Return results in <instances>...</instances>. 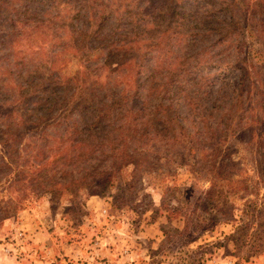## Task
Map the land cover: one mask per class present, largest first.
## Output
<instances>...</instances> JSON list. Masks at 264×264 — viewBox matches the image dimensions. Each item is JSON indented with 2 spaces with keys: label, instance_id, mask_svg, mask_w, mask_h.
I'll list each match as a JSON object with an SVG mask.
<instances>
[{
  "label": "rangeland",
  "instance_id": "1",
  "mask_svg": "<svg viewBox=\"0 0 264 264\" xmlns=\"http://www.w3.org/2000/svg\"><path fill=\"white\" fill-rule=\"evenodd\" d=\"M10 21L24 31L14 45ZM124 44L129 53L105 60ZM134 50L157 87L141 84L142 108L117 112L112 95L133 94L138 69L114 62ZM0 88L1 116L11 92L37 108L52 98L66 123L83 106L117 112L50 143L93 142L103 160L85 166L107 172L104 190L101 175L79 180L81 166L67 164L55 179L77 180L65 188L35 180L8 192L0 167V264H264V0H0ZM1 116L0 156L7 144L19 153L13 176L46 143Z\"/></svg>",
  "mask_w": 264,
  "mask_h": 264
},
{
  "label": "trees",
  "instance_id": "2",
  "mask_svg": "<svg viewBox=\"0 0 264 264\" xmlns=\"http://www.w3.org/2000/svg\"><path fill=\"white\" fill-rule=\"evenodd\" d=\"M103 16V14L99 15V18H101ZM18 21V20H17ZM13 25V26H12ZM10 26L12 29V34L16 37L11 39L10 41L13 42V45L18 41L17 39L19 37H22L24 35V31L17 29L14 26V22L10 21ZM11 42V43H12ZM157 46V45H156ZM101 49V48H100ZM106 57L105 60L107 61H113L112 58L110 57V54L113 53L117 54L118 52L121 53L122 55H125L123 52L125 53H129L128 51V45L124 44V45H120V46H113L110 49L106 48ZM134 53H137V55H132L130 56V58L127 60V62H117L115 61L114 63H116L117 68H119L118 70H123L124 68H126L128 65L129 66H134L137 67L138 71H136L137 73V78L136 81H133L134 86V95L129 93L128 95H125V97L123 96L124 94V88H121L118 92H116V94H113L112 97H116V100L121 103V105L119 106V108H117V112L118 110H122V111H129L128 107L130 103H138L140 105V107L142 108L141 104L143 103L142 100H140V96L137 95V90L139 89V87L141 86V84H146L147 88L145 89V91H149V90H156L157 85H154L155 82L151 81L148 77H142L141 73L148 71L149 73L152 74L153 70H154V65L148 67H144L142 65V55H140L138 53V51L134 50ZM113 63V62H112ZM104 64H109V62H104ZM15 65H17V63H15ZM144 67V68H143ZM130 69V68H129ZM55 78L58 79V75L54 76ZM171 77L167 76L166 80L168 81L167 85H170L169 83H171L170 81ZM139 81L141 83H139ZM21 87H23L22 85L18 84L17 88L20 90V92L22 91ZM1 89V88H0ZM23 95H21L20 97V102L17 104V98H15L14 93L11 92L8 96L7 95H3L5 100H8V102L12 105L11 107V111L7 112L6 114H3L1 117H5L6 121H8V125L10 124L11 126H20V123H24L27 124L28 127H26L27 132H26V136L29 137L30 139L32 138H40L42 140H44V143H46V149L45 150H35V154H23L21 156V168L22 170H19L18 172H16L15 174L12 175V163H13V159L15 158V155L19 154L18 150L16 148H13V146L11 144H7L6 150L4 152V154L2 156H0V167H3L4 169L7 170V172L4 174L5 176V182L7 183V190L8 192H10L12 189L14 191V188L16 189L15 191L20 192L21 188L17 187V185H21L22 187V192H25V189L29 186V187H33L34 186V181L36 180V183L38 185L43 186V184L46 185V187H48L49 189L51 188H55V187H59V188H65L66 186H68L69 184H71L72 182H76L77 179L73 180L71 182V180H66L65 182H61L60 180H56L55 179V175L56 174H60V175H68V171L67 170H63V167H66L67 164L68 166H81V172L79 173V180L80 179H86L87 177H92L95 175H101L102 176V180L98 183V186L101 187L102 190L106 189L108 184L110 183V178L109 175L107 174V172L105 170H100V171H96L95 174H89L87 173L88 170L86 169V164H88L90 161L93 160H103V159H97L96 157L93 156V154L97 151L96 149V145L93 144V142L89 141H81L80 139H69L68 141H65V139H59L57 141V144H50L51 139L56 138L58 135H66L69 134V131L71 130V134L75 135V134H79L82 133L86 130L85 135H90L89 134V130H93V129H97V125L95 126L94 122H96V124H98L99 122L105 121L109 119L110 114L111 115H117V112H115V110L113 109H105L102 110L101 107H104L105 105H107L106 102H103V106L101 105L96 106L91 109L90 105L88 106H83L82 109L80 110H70L67 112V114L65 116H63V120H66L69 122H62L60 119V113L59 116H56L57 113V108L53 110L54 105L51 103L52 102V98H46L45 101L48 102V105H41L38 108L34 107L33 104L34 101L31 100V95L29 94H24V92L22 93ZM26 95V96H24ZM95 94L92 93V97H94ZM10 97V99H9ZM142 98V96H141ZM232 102L234 101V98L232 97ZM54 100V99H53ZM40 101V100H39ZM124 102V104H122ZM22 103L23 105V111L20 112L16 105H20ZM141 103V104H140ZM43 104V103H41ZM139 107V108H140ZM101 110V115H98V111ZM95 111V112H94ZM74 114H77L78 116V120H81L83 123H88L87 120L85 119H90V123L84 124V126H82V129H77L75 128V124L76 121L75 120H71V118L73 117ZM47 116H50L49 118H47ZM123 117L126 119V116L123 115ZM59 119V120H58ZM65 123V124H64ZM126 124V122H125ZM25 126V125H24ZM50 127H54V129L49 130ZM104 129H107V126L104 127ZM103 129V130H104ZM53 131V132H52ZM39 136L38 138L36 137ZM32 142V141H31ZM67 142H69V146H67ZM22 142H16L13 145H16L18 147L21 146ZM72 144V145H71ZM102 146V145H100ZM99 146V147H100ZM26 148H30L29 145L24 146L23 148H21V150L26 152ZM77 148L76 151H73V149ZM99 150V148H98ZM20 156V155H19ZM18 157V156H17ZM122 161H127L124 158H121ZM106 161V159H104ZM58 165H60L61 168H58L56 170V168L58 167ZM51 169V171H54V175L51 177H43V173L44 172H49V170ZM9 170V171H8ZM36 175V177L32 176L30 177V173L32 172ZM30 177V178H29ZM41 178V179H39ZM100 190V193H103V191ZM27 197L25 195H21L20 197H18L17 202L18 203H22L24 200H26ZM7 203H14V200L12 199H8L6 200ZM19 206H14L13 210L16 211L17 209H19Z\"/></svg>",
  "mask_w": 264,
  "mask_h": 264
}]
</instances>
